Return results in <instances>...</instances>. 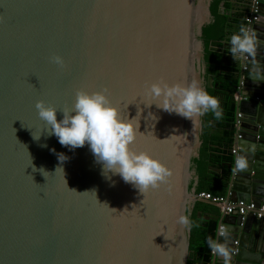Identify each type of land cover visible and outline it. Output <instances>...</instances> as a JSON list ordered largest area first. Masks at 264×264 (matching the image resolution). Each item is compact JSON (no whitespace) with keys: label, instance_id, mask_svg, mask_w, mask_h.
I'll use <instances>...</instances> for the list:
<instances>
[{"label":"water","instance_id":"95a60500","mask_svg":"<svg viewBox=\"0 0 264 264\" xmlns=\"http://www.w3.org/2000/svg\"><path fill=\"white\" fill-rule=\"evenodd\" d=\"M211 2L0 0V264H187V208L196 194L189 190L196 173L191 159L199 156L205 113L190 119L165 110L147 89L163 81L207 91L202 34L213 20ZM237 4L245 18L257 17L245 25L255 56H232L236 120L241 117L237 154L224 162L230 169L226 204L259 205L264 104L255 98L264 94V79L252 76L264 77V0ZM213 85L209 75L207 86ZM78 90L105 91L137 128L130 147L163 162L171 172L166 181L142 193L118 174L102 173L87 144L70 149L48 134L36 102L71 109ZM237 158L244 168L237 169ZM64 179L84 193L68 190ZM216 217V242L229 255L215 253L212 264H264V219L225 210Z\"/></svg>","mask_w":264,"mask_h":264},{"label":"clouds","instance_id":"9594fccd","mask_svg":"<svg viewBox=\"0 0 264 264\" xmlns=\"http://www.w3.org/2000/svg\"><path fill=\"white\" fill-rule=\"evenodd\" d=\"M228 43L230 47L227 51L234 59H239V54L255 56V38L244 26H240L237 32L228 37ZM52 60L57 65L63 64L59 56L53 57ZM252 78L264 79L259 76ZM147 92L153 100L162 98L159 107L186 118L191 119L209 111L217 117L220 116V112L217 111V98L195 84L170 85L157 81L148 86ZM35 108L39 118L46 125L44 129L48 130L49 135L55 136L58 143L70 149L87 144L96 162L102 165V173L118 174L142 193L149 188L159 187L171 174L170 169L158 158L145 151H134L130 147L135 140L137 128L131 119L125 120L119 115V109L109 101L103 90L94 92L78 90L71 109H60L43 100H38ZM58 110L62 113L60 119H57ZM39 136L40 132L38 135L33 132L34 139H39ZM57 157L60 161L67 159L64 153H58ZM236 167L244 168L245 161L237 158ZM65 186L68 190L77 192L68 188L66 181ZM180 219L182 223H187L183 217ZM207 243L214 253L228 257L229 252L222 243L212 239Z\"/></svg>","mask_w":264,"mask_h":264},{"label":"trees","instance_id":"16d2710c","mask_svg":"<svg viewBox=\"0 0 264 264\" xmlns=\"http://www.w3.org/2000/svg\"><path fill=\"white\" fill-rule=\"evenodd\" d=\"M225 0H212L210 9L213 16L211 23L203 26L202 39L204 41V60L206 65L204 77L207 92L224 101V107L217 117L213 112H205L202 117V131L200 133L201 146L199 156H193L192 168L199 176L196 193L208 192L213 196H226L228 175L230 169L223 164L222 176H215L210 171L212 161L230 162L233 160L231 150L235 135V93L238 77L234 73L221 72L220 61L223 54L222 45L228 35L229 16L220 10ZM239 26L246 25L245 19L239 20ZM209 75L214 76L213 87L207 86ZM194 188V180H190L189 190ZM209 201V200H208ZM198 207L190 217L191 232L189 239V256L187 264H207L212 262L213 254L207 241H216L217 221L214 219H197Z\"/></svg>","mask_w":264,"mask_h":264},{"label":"crops","instance_id":"0c3cea01","mask_svg":"<svg viewBox=\"0 0 264 264\" xmlns=\"http://www.w3.org/2000/svg\"><path fill=\"white\" fill-rule=\"evenodd\" d=\"M238 0H225L223 3L224 6V12L229 16L230 18V24H229V28H228V35L226 37V40L224 41L223 45H222V51L223 53H226L227 56L225 58V64L221 67V72L224 74H232V69L231 66L233 64V58H232V54L230 52L227 51V46H229L228 44V37H230L234 32H237L239 29V20L241 19H245L244 15H242L241 11H238V4H237ZM236 94V93H235ZM224 107V101L219 100L218 101V109L217 111H221L222 108ZM235 137V135H234ZM234 147V145H233ZM213 163L210 165L212 167V169L210 168V171L212 174H214L215 176H222V166L224 163H222V161H218V160H214L212 161ZM218 170V171H217ZM194 188L196 190V186L198 184V180H199V176L195 173L194 176ZM228 190V189H227ZM197 194V193H196ZM195 196L190 200V204L188 205V212L189 215L191 216L194 208L197 206L198 207V211L196 213L197 215V219H214L217 221L218 224V220L216 216H221V214L223 213L224 209L222 207V205L213 202V201H208L205 199H199L197 198V196ZM226 196H227V191H226ZM227 226L230 228V224L228 223ZM232 227V226H231ZM239 241V240H238Z\"/></svg>","mask_w":264,"mask_h":264},{"label":"built area","instance_id":"2783aa9c","mask_svg":"<svg viewBox=\"0 0 264 264\" xmlns=\"http://www.w3.org/2000/svg\"><path fill=\"white\" fill-rule=\"evenodd\" d=\"M257 17H246L245 22L246 25L251 23L254 19ZM255 100L258 102L264 104V94L261 97H256ZM241 117V114L238 115L237 120L235 121V126L240 122L239 118ZM241 137V136H239ZM231 153L237 154V149L235 147L232 148ZM235 164H236V159H235ZM239 169V168H237ZM197 198L199 199H205L209 201L216 202L220 205H222L223 209L227 213H232L237 211L239 214L246 216V215H253L257 217L258 219H264V203L262 204H256L254 202H245V201H239V202H232L230 204H226V196H213L211 193L208 192H199L196 194ZM223 227H221V231L219 234H223L222 231ZM237 243V242H235ZM212 254L215 255V253L212 251ZM207 264H212V262H209Z\"/></svg>","mask_w":264,"mask_h":264}]
</instances>
